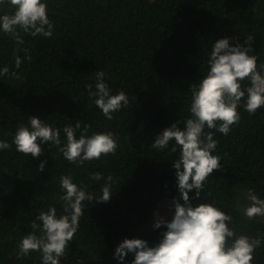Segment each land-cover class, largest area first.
<instances>
[{
  "label": "trees",
  "instance_id": "16d2710c",
  "mask_svg": "<svg viewBox=\"0 0 264 264\" xmlns=\"http://www.w3.org/2000/svg\"><path fill=\"white\" fill-rule=\"evenodd\" d=\"M53 21L52 37H32L20 31L24 44L15 53V41L0 32V140L12 147L0 150V264H42L41 253L18 258V243L32 231L31 223L50 206L63 212L60 177L100 195L105 180L90 179L100 172L113 177L112 198L100 203L84 201L80 227L69 242L60 264H121L115 249L125 238H142L155 245L166 229H154L162 199L180 195L172 162L179 150L151 147L158 134L173 123L183 127L190 117L191 87L208 71L207 60L216 40L244 44L254 37L252 48L258 64L264 63V0H47ZM9 11L0 4V15ZM247 46V45H245ZM23 59L15 67L16 54ZM105 72L111 93L124 91L129 106L108 120L90 98L96 71ZM12 73H16L13 75ZM249 86L244 80L242 87ZM239 106L241 119L228 135L215 129L222 168L205 182L200 198L189 192L193 204L214 203L230 214L237 233L264 241V216L249 220L243 215L249 191L264 199V108L254 115ZM28 116H37L53 128L89 126L88 135L111 131L119 147L115 155L85 161H67L55 145L42 144L39 157L16 151L12 138ZM43 171L39 164L45 161ZM181 202L182 199H181ZM165 218L171 219L172 215ZM40 223V222H38ZM39 235L40 233L37 232ZM134 259L129 253L123 264ZM253 264H264V243L255 250Z\"/></svg>",
  "mask_w": 264,
  "mask_h": 264
},
{
  "label": "clouds",
  "instance_id": "9594fccd",
  "mask_svg": "<svg viewBox=\"0 0 264 264\" xmlns=\"http://www.w3.org/2000/svg\"><path fill=\"white\" fill-rule=\"evenodd\" d=\"M4 3L9 5V11L0 15V32L15 41V53H19L20 45L24 44L20 31L32 37H52L54 24L48 15L47 0H0V4ZM231 39L225 37L214 43L207 60L206 75L191 87V115L182 121L184 126L173 123L151 144L152 148L163 150L169 147L170 142H175L171 151L179 150V156L172 164L176 169L180 195L168 205L170 211L174 209L171 219L160 212L155 214L153 228L163 226L166 229L159 242L150 245L142 238H125L117 246L114 258L121 264L129 253L134 256L131 264H253L255 250L264 243L259 237L238 234L234 227L229 226L233 217L214 203L196 205L189 196V192L195 190L196 199H199L207 178L214 170L222 168V159L214 154L218 141L213 138L214 132H206L205 129H215L228 135L231 127L241 119L239 106L242 99H245V111L251 115L264 108V63L258 64V56L252 54L254 37H246L244 44H232ZM23 51L25 57L14 56L16 69L21 67L23 59L31 60L29 49L24 48ZM9 71V67L4 66L0 69V76ZM244 80L249 81L246 88L242 87ZM88 89L90 98H94L93 102L108 120L114 118L113 113L129 106L126 92L111 93L103 70L96 71L95 91H92V85H88ZM78 129H81L79 120L75 127L64 126L66 135L62 141L60 129L53 128L37 116H28V124L17 127L12 143L17 152L34 158L44 152L42 144L51 143L67 161L79 165L116 154L119 143L113 132H94L89 136V126H85L77 138ZM11 147L8 141L0 140V150ZM45 164L46 160L40 162V171ZM90 179L105 180L102 194L87 192L74 183L71 175L60 177L65 214L58 216L55 206H50L47 211L41 210L31 223L32 231L18 243V258L34 251L41 253L42 264H60L69 242L74 240L80 227V219L85 212L83 202L95 199L104 203L112 198L111 175L105 179L102 173L93 172ZM248 200L250 203L243 208V215L249 220L264 216V199L250 190Z\"/></svg>",
  "mask_w": 264,
  "mask_h": 264
},
{
  "label": "rangeland",
  "instance_id": "374dc122",
  "mask_svg": "<svg viewBox=\"0 0 264 264\" xmlns=\"http://www.w3.org/2000/svg\"><path fill=\"white\" fill-rule=\"evenodd\" d=\"M170 204L169 200L168 199H162L159 203V206H158V212H160L162 215H164L165 217L166 216H169V215H172L173 212H174V209H172L171 211L169 210L168 208V205ZM152 224H154V222L152 221L151 222Z\"/></svg>",
  "mask_w": 264,
  "mask_h": 264
}]
</instances>
